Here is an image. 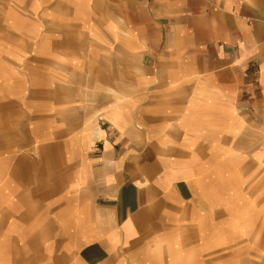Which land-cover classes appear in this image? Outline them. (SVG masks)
Segmentation results:
<instances>
[{"label": "crops", "instance_id": "0c3cea01", "mask_svg": "<svg viewBox=\"0 0 264 264\" xmlns=\"http://www.w3.org/2000/svg\"><path fill=\"white\" fill-rule=\"evenodd\" d=\"M252 254L264 0H0V264Z\"/></svg>", "mask_w": 264, "mask_h": 264}, {"label": "rangeland", "instance_id": "374dc122", "mask_svg": "<svg viewBox=\"0 0 264 264\" xmlns=\"http://www.w3.org/2000/svg\"><path fill=\"white\" fill-rule=\"evenodd\" d=\"M246 259H247V264H264V255L261 256L259 254H256ZM242 261L244 260L242 259Z\"/></svg>", "mask_w": 264, "mask_h": 264}]
</instances>
